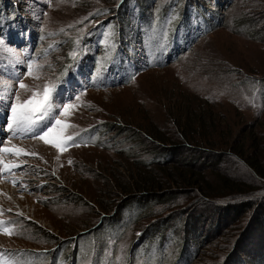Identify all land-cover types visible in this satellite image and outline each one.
I'll list each match as a JSON object with an SVG mask.
<instances>
[{
  "label": "rangeland",
  "instance_id": "1",
  "mask_svg": "<svg viewBox=\"0 0 264 264\" xmlns=\"http://www.w3.org/2000/svg\"><path fill=\"white\" fill-rule=\"evenodd\" d=\"M14 1L37 40L0 36V264H264V224L251 223L264 184L226 147L253 154V134L264 166V0ZM101 26L102 45H85ZM126 45L138 64L124 84ZM81 53L92 61L74 65ZM196 114L212 133L188 141L176 126ZM176 146L205 183L153 165ZM218 173L243 192L220 190ZM197 214L210 219L198 248L183 240Z\"/></svg>",
  "mask_w": 264,
  "mask_h": 264
},
{
  "label": "trees",
  "instance_id": "2",
  "mask_svg": "<svg viewBox=\"0 0 264 264\" xmlns=\"http://www.w3.org/2000/svg\"><path fill=\"white\" fill-rule=\"evenodd\" d=\"M10 5L6 3L5 0H0V36L1 38H3L7 43L13 44V45H22V46H28L29 43H33L36 42L37 40V34L34 30V27L32 24H30V22H28L26 20V18L23 17V15L21 14V11H19V7L18 4L14 1V0H9ZM227 2V1H226ZM223 2H217V6H223L221 5ZM12 4V5H11ZM184 17V16H183ZM126 18V16H125ZM105 30V26H101L99 27V29H95L92 31H95V34L92 35V33L85 37L83 40V43L85 45H88L90 48L94 49L96 48V46H99L101 44V37L104 33ZM120 31V29H119ZM118 31V32H119ZM122 36H119L117 38V42L114 44H107V46L112 47V49H108V54L110 55H114V59H117L118 56L120 55V52H122V50L124 51V46L125 43L123 44L122 41ZM100 39V40H99ZM104 43V42H102ZM102 45V44H101ZM127 46V50L125 53V59H127L128 64H127V69H128V78H124L123 79V83L126 84L129 81H131V79L133 78V76L136 74L137 71V64H138V60H136L133 56V49L132 47H129V45ZM82 57V58H81ZM81 58L82 60V64L89 61H92V56L87 55V54H82L81 55H77L75 58V63L74 65H78L77 64V59ZM168 64V61L165 63V65ZM122 67L119 66L118 69H121ZM205 115V114H203ZM201 116V114H196L195 117L193 116H189L188 120H190V123H185V124H177L176 129L179 131L180 135H183V137L186 140H191V138L189 137H195V136H199L200 135H210L211 132H209L208 130V126L206 125V123L203 121L205 116ZM193 118L197 121H193ZM192 119V120H191ZM194 125H197L198 130H195ZM89 134H92L93 132H86ZM200 133V134H199ZM245 135H247V133H245ZM248 139L246 138H242V142L244 141H249L250 145H249V150L253 149V154H249L248 151L243 150V148H236L233 147V143L227 144L226 147L228 146L229 148V153L232 157L239 159L240 161H242L251 171V173L256 177V179L261 182L262 184H264V166L262 165V163L259 160V157L262 156V154H260L259 151H262L261 148L258 150L259 144H260V140L254 136L253 134H248ZM153 138L155 139H160V136H154ZM179 147H168L165 148L164 150H160V151H154V156H155V160L153 165L157 164L159 169H163L162 167H164L165 165H169L171 167H176L175 169L178 172V175L181 177V179L185 180L183 181V183H187L190 185H194L195 187H199L200 184L205 183L203 176L201 175L203 172H199L196 170H192L193 169V164H195L194 160H187V159H183L181 160L180 157V152L178 151ZM256 150L258 152H256ZM208 156V155H207ZM194 157H199V155H194ZM217 160V159H216ZM152 161V162H153ZM195 166V165H194ZM157 168V169H158ZM151 169V168H150ZM195 169V167H194ZM148 176L150 174H147ZM152 177V175H150ZM149 176V177H150ZM168 178H173L172 176H168ZM151 181L152 180H148ZM148 181H145V183H148ZM171 183L175 182L176 185L178 186L179 184L176 181L170 180ZM169 181V182H170ZM217 182L218 187L220 188V190H225V192H243V186L240 185L238 182L225 177L221 174L218 173L217 175ZM162 183V182H160ZM159 186L152 185L153 190L155 195H153L154 197H157V193H159L157 190L161 189V185L158 183ZM140 189V188H139ZM147 190H150V188H144ZM157 191V193H156ZM163 195V194H162ZM147 194L144 193L143 196H132L128 199H126V202L124 204H126V206L124 208H122L121 212L119 215H114L111 218L107 219L103 225H102V229H107V228H111L114 227L122 218V216H124V214L127 212V209L130 211H135L139 206H141L142 204L145 203V200L141 201L143 198H146ZM202 197H209L207 194L203 193ZM134 198V199H133ZM142 198V199H141ZM252 219H251V223H253L254 227L257 228L261 227L262 224H264V201H262V203L260 204V206L258 207L257 211L255 210L254 213H252L251 215ZM196 218L194 219L195 221L193 223H189L186 228L184 229V232L186 233L184 235V245L188 242H194L195 245L197 246V248L202 245L204 238L202 237V230L200 229V235L197 234L198 230H197V226L199 224V222H201L202 220L207 219L208 217L203 215V214H197V216H195ZM204 218V219H203ZM216 219V218H215ZM208 220H210L208 218ZM156 227V226H155ZM155 227H153L150 229V231L152 229H154ZM184 228V226H183ZM164 230V229H163ZM162 230V231H163ZM102 231V230H100ZM81 240V239H80ZM80 244V243H76L73 242L72 245V255L73 256H77L78 255V248H76V246ZM185 248V246H184ZM62 250V249H61ZM80 252V251H79ZM132 253H135V251H133ZM131 253V256H132ZM59 253H56L55 256L52 257V262L55 258H58ZM230 255V253L228 254ZM77 259V257H76ZM75 259V260H76ZM73 260V258L71 259ZM70 261V260H69Z\"/></svg>",
  "mask_w": 264,
  "mask_h": 264
},
{
  "label": "bare ground",
  "instance_id": "3",
  "mask_svg": "<svg viewBox=\"0 0 264 264\" xmlns=\"http://www.w3.org/2000/svg\"><path fill=\"white\" fill-rule=\"evenodd\" d=\"M2 114H1V112H0V119H2L1 116ZM14 144H16L15 146H17L18 145V143L17 142H14ZM2 149V148H1Z\"/></svg>",
  "mask_w": 264,
  "mask_h": 264
}]
</instances>
